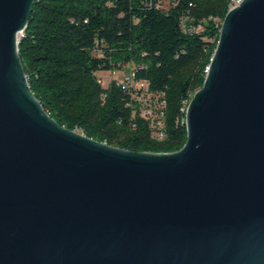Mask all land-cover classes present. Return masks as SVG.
<instances>
[{
    "label": "water",
    "instance_id": "obj_1",
    "mask_svg": "<svg viewBox=\"0 0 264 264\" xmlns=\"http://www.w3.org/2000/svg\"><path fill=\"white\" fill-rule=\"evenodd\" d=\"M35 0H0V264H264V0L223 18L183 147L61 127L18 53Z\"/></svg>",
    "mask_w": 264,
    "mask_h": 264
},
{
    "label": "trees",
    "instance_id": "obj_2",
    "mask_svg": "<svg viewBox=\"0 0 264 264\" xmlns=\"http://www.w3.org/2000/svg\"><path fill=\"white\" fill-rule=\"evenodd\" d=\"M230 2L35 0L18 41L30 90L69 131L130 152H177ZM127 72L147 91L102 81Z\"/></svg>",
    "mask_w": 264,
    "mask_h": 264
},
{
    "label": "built area",
    "instance_id": "obj_3",
    "mask_svg": "<svg viewBox=\"0 0 264 264\" xmlns=\"http://www.w3.org/2000/svg\"><path fill=\"white\" fill-rule=\"evenodd\" d=\"M243 0H237V5H239ZM222 24V23H221ZM119 85H121L123 88H129V89H135V88H142L145 91H147V88L145 85L140 84L139 82L134 80V74L132 72H127L122 75V79L120 82H117ZM157 135H161V139L163 138V132H157Z\"/></svg>",
    "mask_w": 264,
    "mask_h": 264
},
{
    "label": "rangeland",
    "instance_id": "obj_4",
    "mask_svg": "<svg viewBox=\"0 0 264 264\" xmlns=\"http://www.w3.org/2000/svg\"><path fill=\"white\" fill-rule=\"evenodd\" d=\"M121 79H122V75L118 74V73L112 74V75L104 73L102 76V81H103L104 85H106L109 81H113V80L120 82Z\"/></svg>",
    "mask_w": 264,
    "mask_h": 264
},
{
    "label": "bare ground",
    "instance_id": "obj_5",
    "mask_svg": "<svg viewBox=\"0 0 264 264\" xmlns=\"http://www.w3.org/2000/svg\"><path fill=\"white\" fill-rule=\"evenodd\" d=\"M237 6H238L237 5V0H231L228 11H230L231 9H233V8H235ZM158 136H159V138H161V135H158Z\"/></svg>",
    "mask_w": 264,
    "mask_h": 264
}]
</instances>
